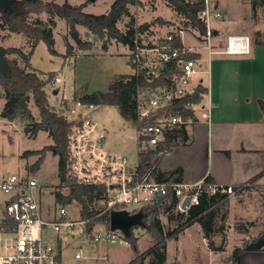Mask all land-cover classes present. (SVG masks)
Here are the masks:
<instances>
[{"label": "rangeland", "instance_id": "obj_1", "mask_svg": "<svg viewBox=\"0 0 264 264\" xmlns=\"http://www.w3.org/2000/svg\"><path fill=\"white\" fill-rule=\"evenodd\" d=\"M54 1L59 4H63L65 1L73 5L83 4L84 11L103 14L109 12L114 0ZM219 1L222 3L220 7L223 10V16L220 19L213 18L211 24L216 26L220 20V25H217L220 37L244 34L248 35L254 43L256 33L264 35V0ZM253 4H256L255 12ZM129 9L130 15H123L118 22L121 30H128L132 16H134L135 27L148 23L149 28L139 36L143 44H148L152 40H158L161 35H167L169 31L178 26H185L183 42L187 46H191L194 51L204 54V60H206L208 49L201 40L203 34L197 27L191 24L186 25L185 16L173 9L166 0H139L138 3L130 4ZM8 12V10H0V15ZM161 18H164V23L161 22ZM38 19L48 20L50 14L41 12L32 13L29 16L31 22H36ZM55 19L53 36L57 53L52 52L44 40H39L29 59L31 70H35L49 81L45 88L49 93L50 106L54 110L66 113L67 106L76 97L95 91H108L110 83L117 75L134 73V67L129 62V55L132 52L129 45L108 36L104 39L100 38L85 25L75 24L74 27H71L65 19L58 16ZM73 31H78V40L73 38ZM217 37H213L214 43L217 42ZM32 42L33 38L13 31L8 26H0V43L7 48L6 56L8 60L21 68L28 69L29 67L25 57L14 51V48H20L29 54ZM83 43H86V46ZM69 45L71 46L70 50H68ZM201 69H205V66ZM49 72H54V76L50 77ZM198 75L205 76V78L207 76L204 72ZM56 77H60L61 80L56 82ZM0 91L2 93L1 86ZM5 102L4 96H1L0 174L6 176L16 174L38 179L41 185L38 189V192L40 191L39 199L45 218L51 221L58 219L60 208L63 206L67 209L68 217L79 218L82 212L79 202L73 201L64 204L56 199L58 191L68 195L69 187L60 181L58 155L51 147L52 137L45 130H40L35 137H30L25 132V121L20 116L13 120L2 117L1 110ZM29 108L33 118L40 120V111L33 99L29 101ZM93 117L105 130L104 149L109 153L125 155L130 160L132 167H135L138 162L139 149L135 123L126 120L118 107L108 104H97L93 111ZM47 145L49 147L43 152L45 157L42 164L34 170L39 154L25 156V151L42 149ZM228 194V200L224 203L220 202L219 213V218L224 212L227 215L223 221H219V224H224L226 228V249L212 250L207 238L203 235L201 225L194 222L178 235L165 237L167 259L164 264H232L231 251L235 246L245 245L263 234L264 208H262V204L256 202L260 195L264 201V195L261 194L260 189L251 182L248 185L232 187V191ZM10 197L11 194L0 189V222L7 216L6 201ZM160 201L143 208V210H150L160 207L159 212H154L147 217L146 227L137 225L132 228L131 236L132 239H135L136 247L123 238V231L120 229L115 230L116 241L106 239L94 241L93 233L79 234L76 230L67 231L66 229L57 232L54 228L48 227L44 232V242L52 245L59 253L61 264H127L133 260V264H151L154 260L152 254L148 253L143 259L141 257L155 243L156 235H158L156 228L151 225L153 218L161 220L165 236L166 232L175 229L177 224L176 220L169 221L168 213L162 210ZM106 205L104 193L101 198H95L91 204V209H94L93 217L104 210ZM163 205L168 206V202L164 201ZM140 208L141 206L138 205L121 207V209L130 212L138 211ZM178 211L183 210L175 208L171 213L177 216ZM97 217H102V215ZM248 218L253 219L249 220ZM104 224L109 223L104 219L94 223L96 227H102ZM243 236L244 238H242ZM221 239V234L214 236L216 244H219ZM80 248L83 249V256L77 258L76 252Z\"/></svg>", "mask_w": 264, "mask_h": 264}, {"label": "built area", "instance_id": "obj_2", "mask_svg": "<svg viewBox=\"0 0 264 264\" xmlns=\"http://www.w3.org/2000/svg\"><path fill=\"white\" fill-rule=\"evenodd\" d=\"M204 1L205 7L200 16L206 23L207 31L201 40L206 44L209 54L250 53L252 41L244 34H231L225 45L215 48L213 37L216 34L211 20L221 18L223 12L215 6V0ZM185 32V26H178L148 44H143L139 38L143 35L142 31L136 33L135 48L131 49L129 55L134 73L142 74L149 82L158 79L162 82L156 87H140L135 95V125L139 147L135 167H132L125 155L109 153L104 149L105 130L93 117L96 103L78 96L67 106L66 113L62 112L72 123L69 137V176L80 183L104 187L107 205L96 217L103 214L110 216L113 210H121L125 205H138L143 209L162 199L173 209L186 210L187 208L182 207L186 198L190 199V207L199 204L200 197L205 192L214 194L232 191V186L209 182L206 178L187 182L172 177L157 180L149 173L143 176L138 174L144 150L150 148L163 156L179 142L180 135L173 137L170 144H167L168 133L186 129L198 118L210 117L212 102L208 90L201 93L199 99L188 100L182 106L174 108L177 100L193 97L200 84L205 86L198 75L203 72L200 58L187 57L188 54L199 52L183 42ZM175 36L180 38L182 46H173ZM60 80V77H56V82ZM40 187V182L34 177L0 174V189L11 194L6 201L7 216L0 222V264H61L59 253L52 245L44 242V232L48 227L57 232L66 229L76 230L79 234L93 233L94 241L117 240L110 221L102 227H90L91 218L81 215L77 219H71L64 206L60 208L58 219L51 221L45 218L39 199ZM82 256L83 249L80 248L76 257Z\"/></svg>", "mask_w": 264, "mask_h": 264}, {"label": "trees", "instance_id": "obj_3", "mask_svg": "<svg viewBox=\"0 0 264 264\" xmlns=\"http://www.w3.org/2000/svg\"><path fill=\"white\" fill-rule=\"evenodd\" d=\"M167 3L172 6L177 12L183 14L186 18L185 24H191L197 27L202 34L206 33L207 27L205 21L201 18L200 12L205 7L204 0H166ZM139 0H114L111 9L107 13L94 14L83 10L82 5H73L68 1L63 4H59L54 0H16L9 9L8 13H1L0 22L1 27L8 26L11 30L21 32L30 38H33L32 47L29 54H26L20 48H14V51L19 52L25 57L27 66L29 67L30 55L34 50L39 40H44L49 46L50 50L57 53L54 47V26L56 25L55 17L65 19L71 27L75 24L85 25L92 33L96 34L100 38L106 36L114 38L124 44L130 46L131 49L135 48V36L137 32H144L149 28L148 23H144L139 27H135L134 16L131 17V21L128 25V30L123 31L119 28L118 22L123 15H130V4L138 3ZM254 12L256 11V4H253ZM47 12L50 14V19L43 20L38 19L36 22H31L29 16L32 13ZM255 44L264 45V35L259 32L256 33ZM173 46H182L181 40L178 36H175L172 42ZM86 46V43L84 44ZM90 44H88L89 46ZM90 47V46H89ZM107 49V46H105ZM71 46H68L70 50ZM187 57H199V54H188ZM8 60V58H7ZM12 70V74L9 77H0V97L4 96L6 102L1 110V116L13 120L16 117H21L25 121V132L30 137H35L40 130H45L53 139L52 149L58 155V169L59 177L62 183H65L69 187V194L65 195L61 192H56V199L61 203H68L77 201L82 206L81 215L90 219V227L94 223L104 219L109 223V214H103L102 217H93L94 209H91V204L95 198H101L104 187L96 184H84L80 183L69 176L68 171V158H69V137L71 132L72 123L60 112L54 110L49 103V93L46 90L47 78L42 77L41 74L35 70L21 68L18 65L8 60ZM50 77L54 76V72H49ZM162 80L158 79L153 82L147 81L142 74H120L117 75L110 83L108 91H95L92 93H85L82 98L85 101H91L96 104H108L118 107L121 115L129 121L136 123V92L140 87H148L161 84ZM207 91V87L199 85L197 92L193 97L181 98L174 103L175 107L182 106L183 103L191 99H199L200 94ZM2 94V95H1ZM33 99L36 106L40 111V120H35L33 114L29 108V101ZM260 104L264 109V103L260 100ZM180 135L184 139L187 137L185 128L178 131L168 133L167 144H170L173 137ZM45 148L38 150H26L24 155L27 154H39L38 159L35 162L36 167L39 168L44 160L43 152ZM162 148V146H159ZM46 155V154H45ZM24 156V157H25ZM162 156L158 155L156 150L146 149L142 152L140 163L138 166L139 176L150 174L157 180H165L171 178L175 172H180L177 169L169 174L160 170L159 163ZM181 180L180 178H177ZM207 181L212 182L209 178ZM228 192H217L210 194L205 192L200 197L199 204H194L188 207L186 210L178 211V215L171 213L173 207L164 206V200L160 201L162 210L168 213L169 221L176 220L177 224L175 229L166 232L164 235V225L159 218H153L152 226L156 228L155 243L148 248V250L141 257H146L148 253L152 254L154 260L151 264H164L167 259V242L165 237H172L178 235L179 232L192 225L194 222H198L201 225L202 232L205 238L208 240L209 247L215 251H222L226 248V228L224 224H219V221H223L227 215L224 212L219 218L220 202L228 200ZM160 207H155L150 210H143L144 212V224L142 227H146V219L152 213L159 212ZM96 214V213H95ZM221 219V220H219ZM240 229V228H239ZM244 229V228H243ZM132 231L130 235L123 233L125 240L127 239L130 244L136 247L135 239H132ZM221 234L222 239L219 244L214 241V236ZM126 240V241H127ZM247 250H264V232L258 238L243 245L237 246L232 251V264H240L241 255ZM129 262L127 264H133Z\"/></svg>", "mask_w": 264, "mask_h": 264}, {"label": "crops", "instance_id": "obj_4", "mask_svg": "<svg viewBox=\"0 0 264 264\" xmlns=\"http://www.w3.org/2000/svg\"><path fill=\"white\" fill-rule=\"evenodd\" d=\"M215 4L223 12L222 3ZM217 25L214 45L219 49L228 36L220 37ZM199 58L207 74L201 78L212 102L210 117L189 124L187 137H179L159 168L167 174L180 169L171 177L187 182L209 178L235 188L252 182L264 195V45L251 42L250 53L239 55L208 51L206 60L200 52ZM258 199L264 208L263 197ZM240 264H264V250L244 251Z\"/></svg>", "mask_w": 264, "mask_h": 264}, {"label": "water", "instance_id": "obj_5", "mask_svg": "<svg viewBox=\"0 0 264 264\" xmlns=\"http://www.w3.org/2000/svg\"><path fill=\"white\" fill-rule=\"evenodd\" d=\"M16 0H0V10H9ZM161 22L164 23V18H161ZM72 36L78 40V31H73ZM7 48L0 43V77L6 78L11 76L12 70L7 60ZM57 92V90H55ZM190 199L186 198L182 207L188 208ZM144 212L143 209L138 210L135 213H131L128 210H113L110 214V227L112 230L120 229L124 234L130 235L134 226H142L144 224Z\"/></svg>", "mask_w": 264, "mask_h": 264}]
</instances>
